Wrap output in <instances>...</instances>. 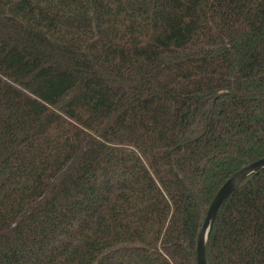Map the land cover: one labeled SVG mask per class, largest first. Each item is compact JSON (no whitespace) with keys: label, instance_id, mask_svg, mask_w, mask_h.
Instances as JSON below:
<instances>
[{"label":"trees","instance_id":"obj_1","mask_svg":"<svg viewBox=\"0 0 264 264\" xmlns=\"http://www.w3.org/2000/svg\"><path fill=\"white\" fill-rule=\"evenodd\" d=\"M262 157L264 0H0V264H195ZM204 256L264 264V169Z\"/></svg>","mask_w":264,"mask_h":264},{"label":"water","instance_id":"obj_2","mask_svg":"<svg viewBox=\"0 0 264 264\" xmlns=\"http://www.w3.org/2000/svg\"><path fill=\"white\" fill-rule=\"evenodd\" d=\"M264 169V157L257 159L230 175L213 196L200 225L195 242V264H206L204 250L211 224L221 204L248 175Z\"/></svg>","mask_w":264,"mask_h":264},{"label":"rangeland","instance_id":"obj_3","mask_svg":"<svg viewBox=\"0 0 264 264\" xmlns=\"http://www.w3.org/2000/svg\"><path fill=\"white\" fill-rule=\"evenodd\" d=\"M191 132V131H190ZM206 156V155H205Z\"/></svg>","mask_w":264,"mask_h":264}]
</instances>
